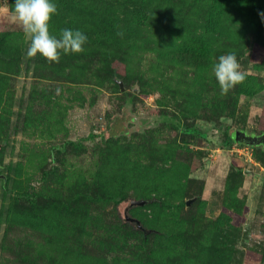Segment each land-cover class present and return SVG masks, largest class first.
Here are the masks:
<instances>
[{"label":"trees","instance_id":"16d2710c","mask_svg":"<svg viewBox=\"0 0 264 264\" xmlns=\"http://www.w3.org/2000/svg\"><path fill=\"white\" fill-rule=\"evenodd\" d=\"M52 2L58 8L50 25L52 33L59 36L62 29L80 30L88 37V42L83 53L62 54L59 63H49L43 57L35 61L38 55L34 59L35 63L45 67L49 65L54 73L58 72L55 68L59 69V73L69 70L64 76L70 83L96 77L95 82L99 86L112 82L120 91V85L115 80L117 74L128 87L139 85L141 91L147 94H160L161 101L158 104L165 116L164 126L177 135H194L199 132L192 119L215 121L226 115L234 116L239 97L253 94L255 85L259 83L257 76L247 75L244 83L224 95L211 71L215 62L213 57L219 58L226 49L231 48L234 53L243 55V48L248 47L250 42H257L264 47V0ZM17 33L18 31L11 30L0 31V151L3 152L10 144L12 126V116L7 105L9 100H5V96L11 97V92L5 89L10 77L3 70L8 65L17 67L22 59L20 51H12L9 43ZM133 56L138 57L139 61L134 62ZM143 60L150 63L151 70L153 65H157L160 75L152 77L146 71L134 70ZM61 80L63 79L58 81ZM122 95L125 100L127 95L137 96L128 91ZM33 115L38 121H24L26 127L35 126L41 131L50 127L45 121L52 117L48 108ZM234 142L233 137H227L224 141L227 146ZM82 144L68 140L53 145L50 149L52 167L49 168L48 163L38 165L41 171V183L38 187L31 186L29 178H21L20 175L14 178L8 173L5 174L6 179H0V214L6 212L9 216L7 230L0 236V241L7 243L3 246L8 251L11 250L12 245L6 239L14 227L22 226L34 232L20 252L13 250L15 261L27 264H85L88 257L82 255L83 251L67 261L53 255L44 256L40 247L47 237L44 238L43 233L61 230V234L67 236L71 232L72 237L92 235L85 227L93 228L86 207L111 202L117 206L128 199V190L135 188H139L136 191L138 193L135 192V198L141 200L142 204L133 206V211L141 207L166 210L171 203L167 197L170 196L169 193L164 192V197L160 200L152 197L163 180L148 182L145 179L150 178L147 176L149 172L136 155L132 158L131 152L135 154L138 151L133 143L106 141L104 146L107 150L98 160L94 177L89 179L85 178L81 169L76 170L75 174L72 172L71 178L65 169L59 171L53 165V162L63 165L67 152L72 156L81 155ZM0 163L4 164L2 155ZM5 166L12 171L10 165ZM241 174L242 169L235 166L230 178L234 177L237 182ZM65 178H69L71 182L67 184L63 181ZM139 182L141 183L137 187ZM67 185V190H61ZM237 189L238 186H232L233 197L227 204L238 213L242 211L244 204L239 203ZM184 206L186 202L182 201L175 207L181 210ZM58 214L62 215L61 219ZM106 218L109 220L106 232L101 236L94 233L93 241L99 245L105 244L103 247L111 251L108 246L114 249V244H119V239L122 238L123 244H129L132 250L135 249L134 261H138L136 264H185L187 259L192 264H241L245 259V254L235 253L239 252L237 243L240 229L233 224L232 217L225 213L204 224L201 230L193 233L194 238L191 235L186 238L187 232L182 231L184 226V229L189 230L196 225L191 217H188L187 223L180 217L177 224L182 225L177 232H168L164 223L157 226L156 219H151L153 225L149 227L142 217L136 218L148 230L145 231L136 223L123 222L119 216ZM17 220L22 221V224ZM67 238L61 241H66ZM184 242L195 246L196 250L190 252L189 249L182 248L180 245ZM20 244L18 241L13 246L16 248Z\"/></svg>","mask_w":264,"mask_h":264},{"label":"rangeland","instance_id":"374dc122","mask_svg":"<svg viewBox=\"0 0 264 264\" xmlns=\"http://www.w3.org/2000/svg\"><path fill=\"white\" fill-rule=\"evenodd\" d=\"M4 2L5 0H0V31H18L9 43L12 51H20L22 59L17 67L8 65V68L3 70L4 74L10 77L5 89L11 92L12 98L5 96V100H9L7 105L12 116V126L10 144L4 152L0 151V155L4 157V164L0 163V173H9L14 178L18 175L21 178L28 177L30 185L38 187L41 183L38 165L48 163L47 166L52 167V146L73 140L83 143V149L80 151L82 154L72 156L66 151L64 164L53 162V165H56L59 171L66 170V174L71 178L72 172L75 174L76 170L81 169L85 178L89 179L94 177L98 160L107 150L104 146L106 141L133 143L138 151L135 154L131 152L132 158L136 155L149 172L147 176L150 178L145 179L148 182L163 180L152 197L160 200L163 199L164 192L169 193L170 196L167 197L171 203L166 210L159 207L154 210L141 207L133 211V206L141 201L135 198V192L137 189L139 191V188H135L128 190V199L117 206L113 202L88 205L86 209L93 228L85 227L91 234L101 236L105 233L109 226L106 217L112 215L119 216L123 222L131 223L136 222L129 218L142 217L149 227L153 225L151 219H156L157 226L166 224L168 232L178 231L182 225L177 224V221L181 220L180 217L185 223L188 217H191L196 225L189 230L184 229V226L182 231L187 232L186 238L190 235L194 238L193 233L201 230L204 224L225 213L232 217L233 224L240 229L237 243L239 252L235 253L245 254L241 264H264V150L261 146L254 148L236 142L227 146L224 143L227 137H232L237 130H245L251 134L264 132V47L257 42H250L248 47L243 48L245 54L235 53L242 70L259 78L253 94H243L239 97L235 115H226L215 121L192 119L199 132L194 135H177L164 126L165 116L158 104L161 101L160 94H147L141 91L139 85L128 87L126 84V90L121 92L112 82L99 86L95 82L96 77L70 83L64 76L69 70L59 73V69L55 68L58 72L54 73L49 65L45 67L35 63L43 56L28 58L26 53L30 41L26 40L20 24L11 19L15 0H7V7ZM230 52H233L231 48L221 55ZM133 57L134 62L139 61L138 57ZM213 60L216 62L218 58L213 57ZM156 66H152L153 71L150 69V63L143 60L134 70L146 71L155 77L161 73ZM56 77L57 79H54ZM115 77L122 79L117 74ZM61 78L63 80L58 81ZM127 91L134 92L137 96L127 95L125 100L122 94ZM45 107L52 112V117L45 119L50 127L43 131L35 126L26 127V120L38 121L33 114L43 112ZM5 164L10 165L12 171H9ZM235 166L242 169L237 182L234 177L230 178ZM63 181L67 184L71 182L69 178ZM235 185L238 186L239 203L244 204L242 211L238 213L227 204L233 197L231 189ZM67 189L68 185L63 186L61 190ZM189 199H194L190 205L187 204ZM182 201L186 202V206L178 210L175 206ZM102 210H105L106 214ZM60 214L59 219L62 218ZM8 219L6 212L0 214V236L7 230ZM18 223L22 224V221ZM60 231L43 233L44 238L47 237L40 247L44 256L53 255L67 261L83 251L82 255L88 257L85 264L138 263L134 261L135 249L132 250L129 244H123L122 238L119 239V244H114V249L108 246L111 251H107L103 247L105 244L99 245L93 241V234L72 237L71 232L67 236ZM33 233V230H26L22 226L14 227L6 239L8 244L12 245L11 250L8 251V248L3 246L7 243L0 241V264H27L15 261L12 252H20ZM65 237H68L67 240L61 241ZM18 241L21 244L15 248L13 244ZM180 246L190 252L196 250L195 246L186 242ZM190 261L187 259L185 264H192Z\"/></svg>","mask_w":264,"mask_h":264},{"label":"clouds","instance_id":"9594fccd","mask_svg":"<svg viewBox=\"0 0 264 264\" xmlns=\"http://www.w3.org/2000/svg\"><path fill=\"white\" fill-rule=\"evenodd\" d=\"M7 7V0L4 2ZM58 13L52 0H15L11 19L22 27L26 40L30 41L27 57L41 55L49 63H59L62 54H81L88 37L80 30L62 29L59 36L50 30L53 17ZM122 35V34H121ZM221 94H228L245 82L248 73L242 70L234 52L220 55L212 65Z\"/></svg>","mask_w":264,"mask_h":264},{"label":"water","instance_id":"95a60500","mask_svg":"<svg viewBox=\"0 0 264 264\" xmlns=\"http://www.w3.org/2000/svg\"><path fill=\"white\" fill-rule=\"evenodd\" d=\"M115 80L119 83L120 85V90L121 92H124L126 90L125 82L123 79H120L118 77H115ZM232 137L234 138L235 142L238 144H245L251 147H258L261 146L262 149L264 150V133L261 134H256V133H248L245 130H237ZM0 179H6V175L3 173H0ZM194 199H189L187 201V204L190 205L191 201ZM138 204H142V202H139ZM129 220L134 221L137 223L139 228L144 229L145 231H148L147 229L143 228L141 225L140 220L135 219V218H129Z\"/></svg>","mask_w":264,"mask_h":264},{"label":"flooded vegetation","instance_id":"af4514ba","mask_svg":"<svg viewBox=\"0 0 264 264\" xmlns=\"http://www.w3.org/2000/svg\"><path fill=\"white\" fill-rule=\"evenodd\" d=\"M249 133V132H248Z\"/></svg>","mask_w":264,"mask_h":264}]
</instances>
